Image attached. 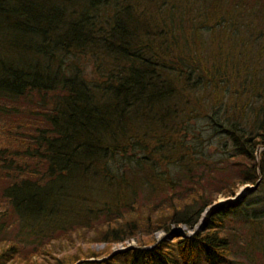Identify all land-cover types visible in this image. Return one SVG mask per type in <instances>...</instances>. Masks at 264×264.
<instances>
[{
    "label": "trees",
    "instance_id": "16d2710c",
    "mask_svg": "<svg viewBox=\"0 0 264 264\" xmlns=\"http://www.w3.org/2000/svg\"><path fill=\"white\" fill-rule=\"evenodd\" d=\"M229 210L264 249V0H0V264H224Z\"/></svg>",
    "mask_w": 264,
    "mask_h": 264
},
{
    "label": "rangeland",
    "instance_id": "374dc122",
    "mask_svg": "<svg viewBox=\"0 0 264 264\" xmlns=\"http://www.w3.org/2000/svg\"><path fill=\"white\" fill-rule=\"evenodd\" d=\"M204 135H207V132L204 133ZM204 137V136H203ZM261 149V148H260ZM258 149L257 152L260 150ZM246 186H250L248 184H245L243 186H240L238 190L236 191L235 195L233 197H230L228 199L218 197L216 201L212 203L209 207H207L201 214V216L198 218L196 224L194 225L193 229H197L200 227L202 221L205 218V213L209 210V208L214 207L220 203H224L226 200L234 199L240 190L245 188ZM261 195V192H258L257 187L256 189L249 195L244 196V200L242 201V207L244 206L245 203H249L258 196ZM204 213V214H203ZM207 215V214H206ZM224 220V226L228 227V233L230 236V240L232 243V254H231V259L226 261L224 264H264V249H256L255 246L253 245V241H249L251 238V235H253L252 229H249L248 224H243L240 223L239 218L240 215L236 211L229 210L226 211L223 216ZM172 229L176 230L179 229L180 231L184 233H191L192 230H186L185 226L179 225L177 227L172 226ZM260 231V230H257ZM233 233V235H231ZM165 234L161 231H155L153 236L158 239L160 237H163ZM232 237V238H231ZM258 237V236H257ZM256 239V238H254ZM135 244V239L130 238L128 240L123 241L122 243H115L111 246V250H117V249H123L126 246H131ZM104 247L103 243H93L89 245V248L94 250V251H100Z\"/></svg>",
    "mask_w": 264,
    "mask_h": 264
},
{
    "label": "water",
    "instance_id": "95a60500",
    "mask_svg": "<svg viewBox=\"0 0 264 264\" xmlns=\"http://www.w3.org/2000/svg\"><path fill=\"white\" fill-rule=\"evenodd\" d=\"M256 187H257V183L254 184V185L246 186L245 188H243L242 190H240V192L238 193V195L234 199H230V200H227V201L228 202L237 203L240 200H242V198H243L244 195H247V194L252 193L256 189ZM176 231H177V234L182 235V231H180L179 229H177Z\"/></svg>",
    "mask_w": 264,
    "mask_h": 264
}]
</instances>
